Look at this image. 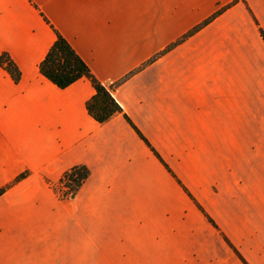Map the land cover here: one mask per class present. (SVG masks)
<instances>
[{
  "label": "crops",
  "instance_id": "1",
  "mask_svg": "<svg viewBox=\"0 0 264 264\" xmlns=\"http://www.w3.org/2000/svg\"><path fill=\"white\" fill-rule=\"evenodd\" d=\"M258 27L264 0H0L20 71L0 66V187L28 172L0 195V264H264ZM56 33L101 82L133 72L114 96L196 202L122 115L87 113L88 79L39 72ZM76 164L87 179L58 199L45 180Z\"/></svg>",
  "mask_w": 264,
  "mask_h": 264
},
{
  "label": "trees",
  "instance_id": "2",
  "mask_svg": "<svg viewBox=\"0 0 264 264\" xmlns=\"http://www.w3.org/2000/svg\"><path fill=\"white\" fill-rule=\"evenodd\" d=\"M219 8L213 15L205 19L202 23L192 28L190 31L185 33L179 40L173 43L171 46L167 47L160 54L166 50L172 48L174 45L182 42L190 35L197 32L200 28L209 23L213 18H215L219 13H221L226 7ZM252 15V13H251ZM254 21L257 24V20L252 15ZM46 20V19H45ZM259 31L264 40V32L260 27ZM158 56V55H157ZM0 66L6 70L9 76L14 82H18L20 79V71L9 56L8 53H0ZM39 72L45 76L49 81H51L58 88H66L73 82L81 78H86L90 81L94 93L85 102V108L87 113L98 123L103 124L107 122L114 115H122L129 125L134 129L137 135L145 142V144L150 148L153 154L159 159L160 162L167 168L177 182L182 186L184 191L190 196L194 201L191 193L186 189V187L181 183V181L173 174L167 164L163 161L157 151L149 144L147 139L142 135L139 129L132 123L129 117L123 112L122 106L117 101L114 96L115 88L133 72L124 76L121 80L112 83H105L98 80L90 71L88 65L81 59V57L75 52L69 42L59 33H56V38L53 43L48 48L44 57L38 64ZM28 175V172L24 171L19 173L11 182L0 187V195H2L8 188L15 185ZM89 175V169L83 164H76L68 169H66L59 179L52 182L46 179L47 185L53 190L58 199L64 200L69 199L77 193L83 182L87 179ZM198 208L206 215L210 222L214 224L212 219L205 213L203 208L196 203ZM236 251V250H235ZM239 255V253L236 251ZM241 260L246 264L245 260L239 255Z\"/></svg>",
  "mask_w": 264,
  "mask_h": 264
}]
</instances>
